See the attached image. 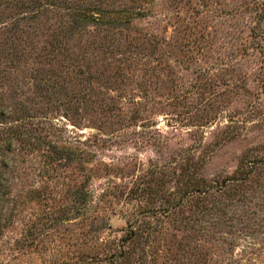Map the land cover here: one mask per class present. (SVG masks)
I'll return each instance as SVG.
<instances>
[{"label":"rangeland","instance_id":"obj_1","mask_svg":"<svg viewBox=\"0 0 264 264\" xmlns=\"http://www.w3.org/2000/svg\"><path fill=\"white\" fill-rule=\"evenodd\" d=\"M0 264H264V0H0Z\"/></svg>","mask_w":264,"mask_h":264},{"label":"trees","instance_id":"obj_2","mask_svg":"<svg viewBox=\"0 0 264 264\" xmlns=\"http://www.w3.org/2000/svg\"><path fill=\"white\" fill-rule=\"evenodd\" d=\"M52 146V145H51ZM51 148H54L53 150H55V154H57V155H59V156H62V151L60 150V149H58L56 146H53V147H51ZM61 158V157H60ZM62 158H64L63 156H62Z\"/></svg>","mask_w":264,"mask_h":264}]
</instances>
